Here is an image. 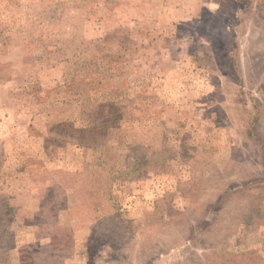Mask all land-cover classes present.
I'll return each mask as SVG.
<instances>
[{
  "label": "rangeland",
  "instance_id": "374dc122",
  "mask_svg": "<svg viewBox=\"0 0 264 264\" xmlns=\"http://www.w3.org/2000/svg\"><path fill=\"white\" fill-rule=\"evenodd\" d=\"M0 264H264V0H0Z\"/></svg>",
  "mask_w": 264,
  "mask_h": 264
}]
</instances>
